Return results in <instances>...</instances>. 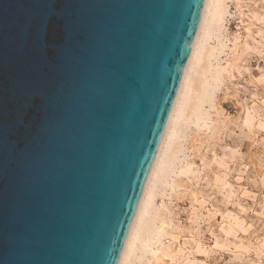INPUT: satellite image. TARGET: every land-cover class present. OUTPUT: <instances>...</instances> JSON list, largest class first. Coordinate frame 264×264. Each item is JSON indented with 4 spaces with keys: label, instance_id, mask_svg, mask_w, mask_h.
Masks as SVG:
<instances>
[{
    "label": "water",
    "instance_id": "obj_1",
    "mask_svg": "<svg viewBox=\"0 0 264 264\" xmlns=\"http://www.w3.org/2000/svg\"><path fill=\"white\" fill-rule=\"evenodd\" d=\"M206 0H0V264H118Z\"/></svg>",
    "mask_w": 264,
    "mask_h": 264
},
{
    "label": "rangeland",
    "instance_id": "obj_2",
    "mask_svg": "<svg viewBox=\"0 0 264 264\" xmlns=\"http://www.w3.org/2000/svg\"><path fill=\"white\" fill-rule=\"evenodd\" d=\"M225 7L132 264H264V0Z\"/></svg>",
    "mask_w": 264,
    "mask_h": 264
},
{
    "label": "bare ground",
    "instance_id": "obj_3",
    "mask_svg": "<svg viewBox=\"0 0 264 264\" xmlns=\"http://www.w3.org/2000/svg\"><path fill=\"white\" fill-rule=\"evenodd\" d=\"M225 2L226 0L205 1L202 18L200 20L190 57L188 59V63L182 77V81L180 83V87L171 114L169 116L166 129L164 131L152 167L150 169L118 264H132L131 261L135 257L136 252L139 249L138 247L142 244L146 245L147 243H149L148 238L150 237L147 236L146 238L144 234L145 231H143L147 223H145L143 217H146V213L150 211L151 207H153L152 205L155 202L154 199L157 195L155 194V192L157 191L155 189L158 187V182L163 180V178H166L168 168H170V164L172 162V157H175L176 155V152L174 153L175 155L172 153L177 149L176 145L178 144V140L176 142L177 144H175L174 141L177 139L176 137L179 136V131L181 129L180 127H182L179 125V123L184 118H188L192 115H197V105L200 103L198 101V104L190 103L194 94L198 95L199 98H197V96L196 98L201 102H205L206 100H208V96L206 95L208 86L206 83H204V80H201L196 76L197 74L200 75L199 73L196 74V72H205L209 69L208 66L211 62V59L209 57L213 54V50L211 45H209V41L212 35H214L215 32H218L216 31L217 27L224 19V16L226 14ZM191 70H193V72ZM220 74H222V70L217 73L218 76ZM201 119L202 118L198 117L196 123L198 124ZM184 121H186V119H184ZM149 245L150 244H148V246Z\"/></svg>",
    "mask_w": 264,
    "mask_h": 264
}]
</instances>
